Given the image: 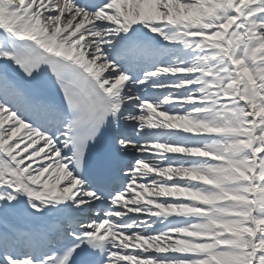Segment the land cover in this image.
<instances>
[{
  "label": "snow or ice",
  "instance_id": "1",
  "mask_svg": "<svg viewBox=\"0 0 264 264\" xmlns=\"http://www.w3.org/2000/svg\"><path fill=\"white\" fill-rule=\"evenodd\" d=\"M0 264H264V0H0Z\"/></svg>",
  "mask_w": 264,
  "mask_h": 264
}]
</instances>
